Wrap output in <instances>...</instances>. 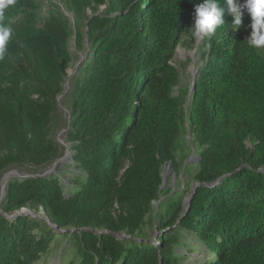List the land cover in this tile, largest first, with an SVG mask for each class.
<instances>
[{
	"label": "trees",
	"instance_id": "1",
	"mask_svg": "<svg viewBox=\"0 0 264 264\" xmlns=\"http://www.w3.org/2000/svg\"><path fill=\"white\" fill-rule=\"evenodd\" d=\"M59 2L14 0L0 17L11 30L0 182L19 175L0 203V264H47L62 244L61 264H183L195 253L190 264H264V54L247 46L250 17L234 32L220 0L225 25L197 47L190 89L176 90L173 59L203 0ZM72 39L83 55L63 95ZM167 163L193 185L187 212L164 186Z\"/></svg>",
	"mask_w": 264,
	"mask_h": 264
},
{
	"label": "rangeland",
	"instance_id": "2",
	"mask_svg": "<svg viewBox=\"0 0 264 264\" xmlns=\"http://www.w3.org/2000/svg\"><path fill=\"white\" fill-rule=\"evenodd\" d=\"M38 1L42 2L43 6H46L49 3L60 5L59 0H38ZM38 13L39 16L36 18L35 24L39 27L42 24V20L40 19L46 16V7H42V9ZM65 14L69 18V20L72 21V16L67 13ZM188 29L189 28L185 29L184 31L182 35L181 43L178 45L176 49L175 57L173 59V64L175 65V67L179 72V85L176 88V90L190 89L193 78L195 77L198 67L201 64L199 57L197 55V47L200 45L202 40L197 42L192 37L191 33L187 31ZM250 33H251V29L247 27L246 34L248 37L250 36ZM70 50L74 55L71 68H69L67 71V73H70V78H71V76L75 73L77 65L82 60L83 52L77 51L75 49L73 39L70 41ZM260 50L264 54V49H260ZM58 115L60 117L58 126H54L52 132L56 136V139L58 140V144L60 146H63L65 145L64 144L65 129H63V125H64V120H66L67 118H66L65 108L62 105L58 106ZM189 159L191 160L190 164H193L195 162L196 158L193 153L190 155ZM164 172L166 174L167 168L165 169ZM170 183H172L171 185L172 194L181 193L182 196H186L184 201H185V206L187 207V205L189 204L187 203V200L190 198V190L193 188L192 183L190 181H187L184 174H182L179 178H175V176L172 175V171L170 174L166 176V180H165L166 187H169ZM1 188H2V184L0 182V192H1ZM26 211L29 212L28 210ZM148 232H149L147 237L148 241L153 244H156L159 235L158 231L155 229L152 232L151 231ZM199 247L200 249H203L201 246ZM63 249H64V244H62L59 247H53V252L49 256H47L45 262L47 264H61L62 260L60 259V257H62L61 254L63 252ZM190 254L191 253H189V255ZM200 259H201L200 253H195L190 259H188L187 261L185 260L183 264L199 263Z\"/></svg>",
	"mask_w": 264,
	"mask_h": 264
},
{
	"label": "clouds",
	"instance_id": "3",
	"mask_svg": "<svg viewBox=\"0 0 264 264\" xmlns=\"http://www.w3.org/2000/svg\"><path fill=\"white\" fill-rule=\"evenodd\" d=\"M14 0H0V17L3 10L11 5ZM228 13L232 17V30L238 31L245 15L250 17V36L247 38V46L253 49H264V0H227ZM224 10L220 6V0H203L195 6L193 24L187 30L197 41L210 38L216 30L225 25ZM11 30L0 28V59L6 53V42L9 40Z\"/></svg>",
	"mask_w": 264,
	"mask_h": 264
},
{
	"label": "water",
	"instance_id": "4",
	"mask_svg": "<svg viewBox=\"0 0 264 264\" xmlns=\"http://www.w3.org/2000/svg\"><path fill=\"white\" fill-rule=\"evenodd\" d=\"M68 74V73H67ZM69 79H70V75L68 74V77H67V84H68V82H69ZM67 84H66V87H65V90H64V92H63V95L67 92V89H68V87H67ZM62 95V96H63ZM62 96H60V98H59V100L62 98ZM69 119V118H68ZM67 131V129L65 130V132ZM62 144V143H61ZM63 146H65V148H66V151H65V156L62 158V159H60L58 162H62L63 160H65V159H67L68 158V154H69V152H68V150H69V146L68 145H63ZM199 159H196L195 161H198ZM191 160L189 159L188 160V162H190ZM54 167H55V165H53V167H52V169H51V171H53L54 170ZM167 168V172H166V174H165V169ZM171 164L170 163H167V164H165L164 166H163V182H164V186H165V180H166V176L168 175V174H170L171 173ZM14 176H19L18 175V173L17 172H15V171H12V172H10V173H8V174H6L5 176H4V178L5 177H7L8 179H7V181L11 178V177H14ZM7 183V182H6ZM6 183L4 184V185H2V188H1V192H0V203H1V200H2V198L4 197V193H5V186H6ZM198 186V185H197ZM163 188V187H162ZM191 198H192V196L187 200V203H190V201H191ZM188 205H187V207H186V212H187V210H188ZM1 212V211H0ZM27 214H29V212H27L26 210H23V211H21V212H19V213H16V214H14L13 216H11V217H20V216H23V215H27ZM51 225V224H50ZM52 227H55V226H53V225H51Z\"/></svg>",
	"mask_w": 264,
	"mask_h": 264
},
{
	"label": "bare ground",
	"instance_id": "5",
	"mask_svg": "<svg viewBox=\"0 0 264 264\" xmlns=\"http://www.w3.org/2000/svg\"><path fill=\"white\" fill-rule=\"evenodd\" d=\"M70 75V74H69ZM68 85V84H67ZM7 177H5L4 179H3V181H2V185H4L6 182H7Z\"/></svg>",
	"mask_w": 264,
	"mask_h": 264
}]
</instances>
